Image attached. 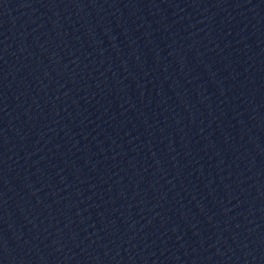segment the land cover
<instances>
[{
	"label": "water",
	"instance_id": "95a60500",
	"mask_svg": "<svg viewBox=\"0 0 264 264\" xmlns=\"http://www.w3.org/2000/svg\"><path fill=\"white\" fill-rule=\"evenodd\" d=\"M0 264H264V0H0Z\"/></svg>",
	"mask_w": 264,
	"mask_h": 264
}]
</instances>
